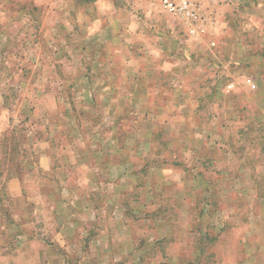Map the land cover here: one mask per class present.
Here are the masks:
<instances>
[{
  "label": "rangeland",
  "instance_id": "1",
  "mask_svg": "<svg viewBox=\"0 0 264 264\" xmlns=\"http://www.w3.org/2000/svg\"><path fill=\"white\" fill-rule=\"evenodd\" d=\"M187 1L0 0V264H264V0Z\"/></svg>",
  "mask_w": 264,
  "mask_h": 264
},
{
  "label": "built area",
  "instance_id": "2",
  "mask_svg": "<svg viewBox=\"0 0 264 264\" xmlns=\"http://www.w3.org/2000/svg\"><path fill=\"white\" fill-rule=\"evenodd\" d=\"M160 2L162 6L170 13L181 17L187 22L199 24L200 16L193 5L187 0H182L180 2H174L172 0H160ZM196 31L203 32L204 29L202 27H199ZM246 82L251 89L255 88L256 84L251 79L247 78ZM233 86V83L227 84L228 88H231Z\"/></svg>",
  "mask_w": 264,
  "mask_h": 264
}]
</instances>
